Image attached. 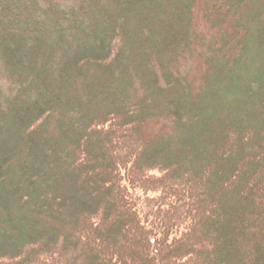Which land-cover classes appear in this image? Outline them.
<instances>
[{
  "label": "trees",
  "instance_id": "16d2710c",
  "mask_svg": "<svg viewBox=\"0 0 264 264\" xmlns=\"http://www.w3.org/2000/svg\"><path fill=\"white\" fill-rule=\"evenodd\" d=\"M140 2L0 0V264H264V31Z\"/></svg>",
  "mask_w": 264,
  "mask_h": 264
},
{
  "label": "rangeland",
  "instance_id": "374dc122",
  "mask_svg": "<svg viewBox=\"0 0 264 264\" xmlns=\"http://www.w3.org/2000/svg\"><path fill=\"white\" fill-rule=\"evenodd\" d=\"M132 1V4L133 5H136L137 3H141L140 1L138 2V0L136 1V0H131ZM150 1H152V0H150ZM153 1H156V2H159V3H161V2H164L165 0H153ZM184 1V0H183ZM186 1V0H185ZM208 1V3L210 2V0H207ZM236 1H238V0H232V5H233V7L234 8H237V6L238 5H240V7H241V5H243V1L244 0H239L240 1V4H239V2H236ZM213 2V1H212ZM211 2V3H212ZM245 2H247V4L249 5V7H250V9L252 10V15L250 16H246L245 17V15L244 16H242L241 18L240 17H238V21H237V25H236V28H240V26L241 25H243V24H245L246 26H251V25H254L255 26V30L259 33L260 31L262 32V31H264V21L263 22H261V24L257 21L258 19V17H259V15H260V12H262V13H264V2L262 1V0H245ZM180 3V2H179ZM139 4H137V5H139ZM231 4H230V6H231ZM140 7V6H139ZM239 7V6H238ZM142 8V11H144L145 9L143 8V6L141 7ZM228 8V7H227ZM239 9H241V8H239ZM141 10V9H140ZM226 10V9H225ZM131 14L132 15H136V17H137V11H135V10H132L131 11ZM139 16V15H138ZM162 20V19H161ZM161 20H159V21H155L154 23H155V25H157V23H161ZM103 22V21H102ZM133 25H136V24H133ZM173 27V26H172ZM248 32V34H250L249 32L250 31H247ZM247 32H245V35L247 34ZM261 34H258V37H261L260 36ZM228 37L230 38L231 36H229L228 35ZM237 37V36H236ZM234 42L233 41H231V42H229V45L231 46V47H233L234 45ZM223 45H225V43L223 44ZM230 46H229V48L228 49H225V53L226 54H230L231 53V51H232V48H230ZM221 77V76H220ZM262 124H263V126H264V121L262 120ZM258 127H260V125H252L251 127H250V130L252 129H256V128H258ZM247 130H249V129H247ZM254 133H252V135H253ZM69 144H70V142H69ZM261 158H262V160H261ZM259 159L261 160V161H263L264 162V151H262V153H261V156H259ZM259 164H260V162H258ZM140 190L147 196V197H150V195H158V191L157 190H152V189H146V188H140Z\"/></svg>",
  "mask_w": 264,
  "mask_h": 264
}]
</instances>
